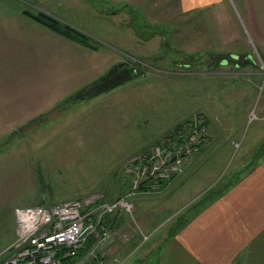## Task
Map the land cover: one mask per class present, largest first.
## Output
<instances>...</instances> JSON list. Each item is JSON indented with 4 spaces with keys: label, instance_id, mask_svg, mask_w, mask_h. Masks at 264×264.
I'll return each mask as SVG.
<instances>
[{
    "label": "rangeland",
    "instance_id": "1",
    "mask_svg": "<svg viewBox=\"0 0 264 264\" xmlns=\"http://www.w3.org/2000/svg\"><path fill=\"white\" fill-rule=\"evenodd\" d=\"M39 14L77 29L88 44L68 39L31 16ZM215 15L211 8L186 12L178 0H0V65L13 71L40 56L41 46H60L58 37L78 44L82 60L88 62L83 65H90L78 76L84 101L67 97L53 112L36 113L13 131L11 125L1 128L5 126L0 122V263L18 234L15 207L52 205L95 193L116 198L130 188L131 159L161 142L182 121L203 119L206 141L192 160L203 158L200 169L218 178L189 194L180 184L185 167L167 185L164 200L139 192H153L150 184L140 188L137 200V193L132 196L134 219L120 216L126 227L120 232L110 228L113 241L102 243L103 253L119 236L133 239L136 225L154 234L135 251L154 243L155 253L166 248L158 240L177 235L179 226L214 195L217 184L228 182L232 161L243 154L244 143L254 153L264 147L261 140L250 142L264 135V36L254 32L234 2L225 11L230 20ZM1 23L13 24L10 29ZM18 33L22 43H17ZM111 71L115 85L109 80L87 90L98 75L106 77ZM165 201L169 205L163 208ZM135 235L140 243L141 236Z\"/></svg>",
    "mask_w": 264,
    "mask_h": 264
},
{
    "label": "crops",
    "instance_id": "2",
    "mask_svg": "<svg viewBox=\"0 0 264 264\" xmlns=\"http://www.w3.org/2000/svg\"><path fill=\"white\" fill-rule=\"evenodd\" d=\"M178 1L186 12L211 8L220 18L226 20H230V16L227 17L225 11L229 9L230 3L234 2L246 13L254 32L264 36V0ZM3 26L11 29L6 24ZM18 34L20 36L17 43H22L23 37ZM57 39L61 47L57 44L53 45L54 47L41 46L40 56L19 64L16 68L12 65L15 68L13 71H10L5 63L0 65V122L5 126L1 128L9 130L7 126L11 125L10 131H13L18 125H27L34 115L56 110L57 103L67 97L72 98V101L85 100L86 96H79L84 84L78 81V76L90 66H86L88 62L82 60L84 51L68 39ZM96 79V84L90 79L92 84H88L92 86L87 90L98 88L99 82L109 83L108 75H98ZM251 137L254 138V135ZM261 137L253 141L250 138L251 144L257 145L260 140L259 143L264 144V135ZM235 143L233 141V146ZM244 145L243 154L234 157L233 167L229 166L228 182H224L220 187L217 184L214 195L200 212L181 227L177 235L161 237L158 240L162 244L167 243L166 248L162 247V250L155 253L151 250L155 248L154 243L148 250L133 249L128 253L130 243L138 237L124 240L119 236L117 243L103 253V244L99 242L97 235H93V245L85 251L88 242L86 241V246L82 247L83 253L75 262L84 260L83 264H121L119 261H125L124 264H264V147L254 153V147L248 149ZM201 161L204 164L203 158L189 161L186 165L187 171L180 179V184L183 182L181 189L187 188L189 194L200 192L218 178L219 174L213 176L211 171L205 175V171L200 169ZM212 171L214 172L213 167ZM198 172L205 176L202 179L196 177L194 180V175ZM167 185H163L161 189H151L153 192L149 189H141L139 192L157 194L164 200L167 196ZM139 192L134 197L135 200L140 196ZM168 205L166 201L162 203L163 208ZM120 216L114 223V229L119 228V232L126 227V223L120 222ZM146 231L154 234V230ZM95 250L101 251L93 254Z\"/></svg>",
    "mask_w": 264,
    "mask_h": 264
},
{
    "label": "built area",
    "instance_id": "3",
    "mask_svg": "<svg viewBox=\"0 0 264 264\" xmlns=\"http://www.w3.org/2000/svg\"><path fill=\"white\" fill-rule=\"evenodd\" d=\"M200 119L195 117L176 135L170 134L150 150L136 154L131 159L134 163L131 188L112 201L105 200L102 193H95L52 205L15 207L18 234L8 257L0 264H63L65 259L78 255L90 235H97L100 243L111 241L113 234L106 215L121 209L133 217L132 196L145 180H151L150 188L159 189L184 172L192 155L206 141V126ZM133 230V236L138 234L142 238L139 245L150 238L151 234L138 225Z\"/></svg>",
    "mask_w": 264,
    "mask_h": 264
},
{
    "label": "trees",
    "instance_id": "4",
    "mask_svg": "<svg viewBox=\"0 0 264 264\" xmlns=\"http://www.w3.org/2000/svg\"><path fill=\"white\" fill-rule=\"evenodd\" d=\"M31 16H33L36 20H38L39 22H41V23H43V24H45L46 26H48V27H50V28H52L53 30H55L56 32H58L60 35H62V36H64V37H66V38H68V39H72V40H75V41H79V42H81V43H83V44H88L87 42H86V40L84 39V35L80 32V31H78L77 29H75V28H73L72 26H70V25H68V24H62L61 22H59L58 20H55L54 18H51V17H49V16H47V15H43V14H39V15H31ZM113 72L111 71L109 74H108V77H109V80H110V82H112L113 83V85H115L116 84V82H117V80L115 81V79H114V77H115V74H112ZM109 82V83H110ZM118 82H119V79H118ZM73 99H71V101H72ZM195 117V116H194ZM193 118H188V121L189 120H192ZM206 122H209V120H208V118H206ZM184 125H185V122H181V123H178L173 129H171L170 131H168L167 133L168 134H166L165 135V137L166 136H168V135H176V132L178 131V130H180V129H184ZM176 139V138H175ZM163 140V139H162ZM161 140V141H162ZM158 141H160V139H158ZM200 147H203V145L201 144L200 145ZM150 182H151V180H145L144 182H143V184L140 186V188L141 189H143L144 187H145V185H148V184H150ZM165 184H167V182H165L164 183V185ZM161 187H162V185H161ZM130 188H131V184H130ZM129 188V189H130ZM129 189L127 188L126 189V191H125V193L127 192V191H129ZM140 189V190H141ZM122 194H124V193H121V194H119V196L120 195H122ZM104 195V197H105V200H109V201H112L113 199H115V198H113V199H109V198H107L106 197V195L105 194H103ZM117 197H118V195H117ZM125 213L126 212H122V210L121 209H117L115 212H112V213H109V214H107L106 215V222H107V224H108V226L111 228L112 226H114V223H115V221H116V219H117V217L119 216V215H121V217L124 219L125 217H124V215H125ZM127 214V213H126ZM187 221L188 220H190V219H186ZM186 221V222H187ZM186 222H185V224H186ZM182 223V222H181ZM179 228H181L180 226H179ZM92 236L93 235H91V236H89L88 237V239H87V250L93 245V243H94V238H92ZM136 236V235H135ZM135 236H133V237H135ZM129 240H132L131 238L129 239ZM139 242V240L138 239H136L135 241H133L132 243H130V246H129V248L131 249L132 247H134V249L136 248V246L139 244L138 243ZM89 243V244H88ZM86 244H84L85 246H86ZM83 245V246H84ZM81 253H83V249L82 248H80V250H79V252H78V255L76 256V257H73V258H67V259H65L64 260V263L63 264H73V263H75V260L78 258V256H80L81 255Z\"/></svg>",
    "mask_w": 264,
    "mask_h": 264
}]
</instances>
